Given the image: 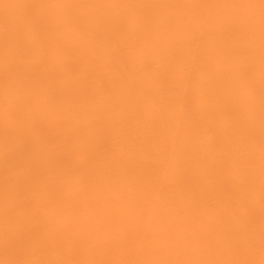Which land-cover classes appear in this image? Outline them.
Here are the masks:
<instances>
[{
	"label": "clouds",
	"instance_id": "1",
	"mask_svg": "<svg viewBox=\"0 0 264 264\" xmlns=\"http://www.w3.org/2000/svg\"><path fill=\"white\" fill-rule=\"evenodd\" d=\"M43 23L34 28L26 44L18 48L10 43L5 48L0 40V264L5 261H61L80 260L90 252L89 241L104 244L114 237L132 235V246L142 259H179L182 255L194 254L195 259H255L260 256L259 232L256 233L254 255L245 251H235L223 239H217L214 247H209L203 237L210 230L203 223H196L200 215L195 211L192 228L179 227L176 230L158 229L148 241L147 232L142 230L143 223H151L157 216L162 197L141 175L104 176L102 173L116 169L123 156L118 144L110 143L94 159L97 174L85 175L71 167L59 168L57 161L71 160L84 153L88 146L101 139L117 134L115 127L97 130L90 129L108 116L113 123L125 113H144L152 120L153 138H163L166 149L153 152L150 146L132 150L128 158L137 162L155 161L165 171L176 162L178 143H182L180 154L186 159L198 156L216 164L229 161L242 149L250 152L251 163L247 169L232 166L229 174L233 179L249 177L256 189L252 199L259 205L260 182V143L259 137L248 141L244 146L228 141L209 153L204 150L206 143L214 140L213 131L194 128L188 119L189 98L199 94H189L187 85L177 87L170 93L173 102L164 104L157 98H149L146 89L149 83L160 86V74H138L136 66L140 63L153 64L163 68L170 64L179 51L182 39L187 37L199 40L203 27L222 30L231 28V35L222 42L224 49L237 55L223 57L226 70L232 74L245 67H260V58L239 55L243 46L260 49L259 9L246 6L211 8L196 14V18L171 24L172 17H184L189 13L182 8L175 12L159 8L155 11L163 27L153 26V35L147 39L139 38L142 26L138 20L143 18L142 9L119 7L116 5H73L55 3L41 7ZM78 15L91 18L94 23L71 24L60 22V18ZM128 15L134 19L125 24L122 39H109L101 25L107 24L112 17ZM70 46L86 50L102 68L101 73L113 82L106 94H92L87 89L91 84L89 72L80 65V57L72 54ZM124 48V52L120 51ZM219 62V61H218ZM16 64L28 68L44 70L53 65L79 66L65 73L64 80L82 87L83 90L70 99L54 95V89L61 81L46 78L39 84L17 79L13 74ZM15 113L19 119H11ZM215 125L232 130L238 127L235 117L214 116ZM62 131L59 138L57 133ZM32 136L40 141L43 153V168L37 184L30 193L33 206L21 207L23 195L12 191L5 194V185L23 175V169L13 162L21 150L23 138ZM50 188H59L64 197L77 206H66L48 195ZM111 196L120 208H139L145 215L133 227L125 221H110L102 211L104 198ZM135 196V199L130 197ZM89 201L94 204L89 205ZM180 201L184 206L193 208L190 195L172 193L169 203ZM248 203L247 197L233 199L221 204L214 213L218 222L225 223V213L230 221L237 222ZM17 214L25 216L27 223L39 224L42 243L17 247L21 228L15 220ZM199 228V231L197 230ZM60 241V243H57Z\"/></svg>",
	"mask_w": 264,
	"mask_h": 264
},
{
	"label": "snow or ice",
	"instance_id": "2",
	"mask_svg": "<svg viewBox=\"0 0 264 264\" xmlns=\"http://www.w3.org/2000/svg\"><path fill=\"white\" fill-rule=\"evenodd\" d=\"M55 3L40 4L36 7L52 6ZM119 7H128L136 9L146 8H182L192 9L201 7L220 8L228 6H246L259 9V34H260V91H259V143H260V182H259V251L260 259H142L136 258L139 253L132 246V235H118L104 244H96L94 241L88 242L90 251H110L126 254L127 259H80V260H61V261H5V264H264V0H259V3H225L218 5H197V4H123L116 5ZM43 23L41 17L35 18L28 22L24 27L15 32L5 31L3 42L5 48L10 43H14L18 48H22L31 31L38 25ZM127 22H118L115 24H107L104 28V34L111 40L119 41L122 39V30ZM231 28L225 27L221 30L222 36L218 40L216 36H209V41L213 45H222V42L228 39L231 35ZM73 55L80 57V65L87 68L91 84L88 91L92 94H106L111 91L113 82L103 76V68L92 59L86 50L79 46H70ZM124 48L120 51L123 53ZM79 66L53 65L49 68L41 70L25 67L21 64H16L13 69L14 76L22 81H28L32 84H39L46 78H52L61 83L54 89V95L59 98L70 99L77 96L82 90V87H77L76 84L66 82L64 80L65 73L78 69ZM151 65L145 64L144 71L149 72ZM136 71V69H133ZM173 75L180 77L182 71H174ZM161 91L160 100L164 104L173 102L170 95H166L172 91V80L168 73H162L159 77ZM239 90H234V94H238ZM188 106V119L194 128H206L211 131L215 128L214 116L217 111H223L226 115L235 117L238 120V127L232 130L224 129L221 133L222 144L228 141L240 143L244 146L248 141L255 138L254 129V111L251 106L236 104L231 102H219L208 100L205 101L201 95L197 98H189L186 101ZM11 119H19L17 114L10 113ZM135 131V130H134ZM62 131L57 133L55 138L62 135ZM141 142L150 146L153 139L152 126L144 127L140 135ZM118 144L123 152L128 151V145L125 142V133L118 131L117 134L109 136L106 139H101L88 146L87 150L73 157L71 160L57 161V167H71L75 171L85 175L97 174L94 168V159L96 155L104 150V144ZM40 141L32 136H25L21 150L14 159V164L23 169V175L14 182L6 183L5 194L15 191L25 197L21 207L30 209L33 206V201L30 199V193L37 184L43 168V153L39 148ZM161 150L166 149V143L163 138L160 139ZM205 164L203 174L193 172L190 168L178 170L177 162H174L165 171L162 167L152 166H129L127 161H119L116 169L105 171L104 176H116L120 172L126 175H141L155 189L163 192L168 189V185L159 184V177L167 175L173 191L179 187L177 193L190 195L193 200V210L199 211L205 206H216L217 208L228 201L247 197L248 203L239 217L237 222L226 221L221 231L215 228H210L204 239L207 240L209 247H214L217 239L227 241L235 251L243 250L249 256L254 255L256 248V233L257 228L254 224V199L252 194L255 192L256 186L254 181L249 177H241L239 180L233 179L229 174V169L235 166L240 169H247L250 166V152L242 149L234 154L232 158L223 164H208L207 159L201 160ZM48 195L61 202L66 206H77L74 201L64 197L59 188H50ZM15 220L20 225L21 231L14 241L17 247H25L32 244L42 243L40 239L41 228L39 224L27 223L25 216L17 214ZM146 240L151 241L154 236L148 234ZM60 243V241H57Z\"/></svg>",
	"mask_w": 264,
	"mask_h": 264
},
{
	"label": "bare ground",
	"instance_id": "3",
	"mask_svg": "<svg viewBox=\"0 0 264 264\" xmlns=\"http://www.w3.org/2000/svg\"><path fill=\"white\" fill-rule=\"evenodd\" d=\"M259 3V0H0V40L3 39L5 31L15 32L16 30L24 27L29 21L39 18L41 9L36 7L40 4L49 3H65L73 5H123V4H197V5H218L225 3ZM209 7L184 9L189 13L184 17H172L171 24L179 22H185L190 19L196 18V14L208 10ZM155 8L142 9L144 16L138 20L142 26L141 31L138 33L139 38L147 39L153 35L152 27L160 26L159 19L155 15ZM166 10L175 12L177 8H166ZM134 19L128 15H121L112 17L107 24H115L118 22H129ZM60 22H67L71 24L78 23H94L91 18L81 17L73 15L70 17L60 18ZM107 24L101 25L104 28ZM203 36L200 39L193 40L187 37L182 39L179 51L176 53L173 61L165 65L163 68H156L155 65H151V69L147 73L153 71L162 74L167 72L172 80V90L177 87L187 85L189 94H199L205 100L219 101V102H231L236 104L251 106L254 111V129L255 136L259 137V91H260V67L248 68L245 67L238 73L232 74L226 70L223 63V57H229L237 55L236 52L224 49L222 45H213L209 41V36H216L219 40L222 36L220 30L215 27L204 26ZM239 55L260 58V49L249 48L243 46ZM219 61V62H218ZM182 71L183 75L176 77L173 75L174 71ZM138 74L146 73L144 71V63H140L136 66ZM238 89L239 93L234 94V90ZM149 98L160 99L161 91L156 84L149 83L146 89ZM226 114L223 111H217L215 117L221 118ZM152 120L144 113H125L122 114L118 121H113L105 116L102 120L97 121L89 130L90 134H94L97 130H103L110 127H115L119 131L125 133V142L128 145V151L123 152L121 161H127L129 166H152L161 167L155 161H142L137 162L129 159L128 154L130 151L135 150L144 145L140 140V135L143 132L144 127H151ZM135 130V131H134ZM224 128L215 126L213 129L214 140L212 143H206L204 150L212 153L219 145H222L221 133ZM108 144H104L107 147ZM182 143H178L176 162L178 164V170L190 168L193 172L203 174L205 171V164L199 159L198 156H194L191 159H186L180 154ZM153 152L160 149V139L153 138L150 144ZM208 164L213 162L207 160ZM168 185V189L161 193L162 201L158 209L157 216L153 221L149 223H143L142 230L151 234L158 229H167L169 231L176 230L183 226L192 228L194 226L193 217L195 211L191 206H184L180 201H174L169 203L172 193L179 191V187L176 191H173L167 175H161L157 182V185ZM135 199V196L130 197ZM89 205L94 204L93 201L88 202ZM116 201L111 196L104 198L102 204V211L106 219L110 221H125L130 226H135L137 221L140 220L145 214L139 209L120 208L115 206ZM217 210L216 206H205L199 210L200 215L196 218V223H203L206 228H215L217 231H221L224 227L223 222H218L215 219L214 213ZM243 213L240 214V216ZM226 219L230 220V215L225 213ZM254 224L258 230L259 228V205L254 201ZM199 231V228H197ZM81 259H127L132 258L123 253L110 252V251H90L86 255L81 256ZM175 259V257H170ZM194 254L182 255L179 259H195ZM260 259V256L257 257Z\"/></svg>",
	"mask_w": 264,
	"mask_h": 264
}]
</instances>
